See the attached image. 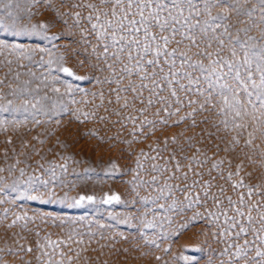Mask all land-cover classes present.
Returning <instances> with one entry per match:
<instances>
[{"label": "snow or ice", "instance_id": "snow-or-ice-1", "mask_svg": "<svg viewBox=\"0 0 264 264\" xmlns=\"http://www.w3.org/2000/svg\"><path fill=\"white\" fill-rule=\"evenodd\" d=\"M31 5L37 11L29 10L26 23L19 16L8 25L0 19V28L10 29L13 35L57 27L69 37L78 34L70 43L90 50L93 73L103 74L98 79L101 90L91 94L99 103L84 101L92 107L72 113L81 125L102 126L88 129L84 135L95 139L97 147L107 145L111 150L118 144L131 149L140 137L160 132L154 141L157 146L149 149L154 155L141 149L136 167L143 170L141 158L151 161L150 171L155 175L140 180V186L147 185L156 193L151 202L158 208L186 218L174 235L206 220L215 229L212 237L222 245L220 264H264V0H31ZM11 6L12 0H0V13L11 18ZM48 12L50 19L33 22L34 17ZM53 38L61 36L54 34ZM7 47L0 44V49ZM12 52L17 54L18 68L26 67L19 59H32L19 45H13ZM13 63L7 57L0 61L7 68L0 78V129L18 127L29 117L39 125L37 115L51 119L57 111H68L59 100L49 105L51 98L47 93L39 96L40 84L31 88V80L13 88L9 77L18 82L21 75L12 68ZM37 63L45 67L41 61ZM55 71L83 78L68 67ZM27 74L40 79L57 96L63 95L56 86L59 76L49 82L34 72ZM18 115H24V121ZM129 124L131 139L122 135ZM182 125L181 131L166 134ZM113 129L111 136L101 135V131ZM188 132L191 134L185 135ZM6 143L12 144V140ZM139 179L137 171L133 181ZM133 192L139 197L135 188ZM85 199L94 197L81 196L77 203ZM119 199L112 195L104 202ZM161 200L165 203H159ZM188 212L192 215L186 216ZM3 219H8L7 210ZM30 219L16 215L3 224L5 232L17 226L27 230ZM17 235L8 237L14 247L7 253L16 256L18 264H30L21 253L34 256L35 250L47 257L43 264H53L52 255L60 244L48 239L47 243L36 242L34 249L19 243ZM146 243L159 247L154 239ZM48 247L53 253L45 251ZM64 247L67 251L55 253L62 257L55 264H65V260L72 264V249L67 244ZM0 264H5L2 258Z\"/></svg>", "mask_w": 264, "mask_h": 264}, {"label": "rangeland", "instance_id": "rangeland-1", "mask_svg": "<svg viewBox=\"0 0 264 264\" xmlns=\"http://www.w3.org/2000/svg\"><path fill=\"white\" fill-rule=\"evenodd\" d=\"M29 10L37 11L31 5V0H12L9 9L12 17L0 13V19L8 25L19 16L26 23ZM50 18L51 13L48 12L34 17L33 22ZM54 34H59L61 39H54ZM75 38H78V34L77 37H69L58 27L48 32L37 30L33 33L29 30L19 35H13L10 29L0 28V44L8 46L0 49V53H3L0 61L5 57L13 60L12 68L21 73L18 82H12L9 77L8 82L12 87L31 80V88L40 84L42 90L39 96L47 93L51 98L47 102L49 105L59 100L61 106L68 109L57 111L51 119L37 115L36 119L41 121L39 125L34 124L31 117L24 121V115H18L17 119L24 121L18 127L8 126L7 131L0 129V168L5 170L0 172L3 178L0 180V189H3L0 191V201H3L0 203V248L4 249L0 252V258L5 264H18V258L7 253L9 247H14L8 237L16 233L15 239L19 243L33 246L34 249L36 242L47 243L48 239L60 244L55 253L61 249L67 251L64 245H70L72 264H220L222 245L212 237L215 229L210 223L198 221L178 237L175 236L174 233L186 218L158 208L151 202L156 193L147 185L140 186V180H150L155 173L150 171L151 161L143 158V170L137 169V153L143 149L149 155H154L149 149L157 146L154 141L161 135L160 132L148 138L140 137V142L134 143L131 149L118 144L111 150L107 145L97 147L95 139L84 135L88 129L102 126L94 123L81 125L72 113L76 109L92 107V103L85 104L84 101L99 103L98 97L94 98L91 94L101 90L98 79L103 74L98 71L93 73L90 50L86 51L79 43H70ZM13 45H19L31 53V60L18 61L26 67H17ZM37 61H41L45 67H41ZM81 61H84L83 67L80 66ZM60 66L70 68L75 76L83 78L75 79L74 76L55 71ZM46 68L52 71L48 72ZM5 72L7 68L0 66V78ZM30 72L49 82L59 76L60 83L56 86L63 95L57 96L44 88L40 79L27 74ZM106 87L103 86L105 90ZM4 91L7 92L6 87ZM73 100L78 103H73ZM182 128L183 125L179 129L174 127L166 134L177 133ZM131 130L132 125L129 124L122 135L128 137ZM113 132L115 129L101 131V135L111 136ZM8 139L12 140V144L6 143ZM109 161L115 164V168ZM21 169L24 170L23 176H20ZM137 171L140 172V179L134 182ZM29 177L33 178L31 182ZM14 183L18 185L15 189L10 187ZM134 188L139 192V197H135ZM112 195L119 196V201L105 203L106 198ZM81 196H93L94 199L77 203ZM6 210L8 219L4 220ZM16 215L31 218L27 230L17 226L6 233L3 224L9 223ZM191 215V212L186 214ZM19 223L23 224L24 221ZM149 224L152 226H147ZM69 235L72 236L71 241L68 240ZM21 236L25 239L21 240ZM153 239L159 247L146 243V240ZM61 241L64 243L61 244ZM166 248L169 250L165 251ZM45 251L53 253V248L48 247ZM55 253L52 255L53 264L62 259ZM76 253H79L78 259L75 258ZM21 256L30 264H43L47 259L41 256L39 250L34 251V256L41 257L39 260L33 254L25 256L21 253ZM156 257L161 259L157 260Z\"/></svg>", "mask_w": 264, "mask_h": 264}]
</instances>
